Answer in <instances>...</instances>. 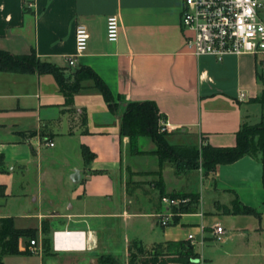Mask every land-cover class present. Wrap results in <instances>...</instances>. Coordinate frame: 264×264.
I'll return each mask as SVG.
<instances>
[{"label": "crops", "instance_id": "obj_1", "mask_svg": "<svg viewBox=\"0 0 264 264\" xmlns=\"http://www.w3.org/2000/svg\"><path fill=\"white\" fill-rule=\"evenodd\" d=\"M181 7L182 0H0V49L12 54L34 49L41 60L71 73L88 67L114 96L154 101L164 114L170 144L232 146L243 123L264 121V53L221 59L193 55L185 45ZM109 15L119 20L115 41L105 34ZM260 18L264 20V7ZM78 23L86 25L90 36L85 52L69 66L66 58L75 51ZM81 85L67 97L50 73L0 70V154L6 169L0 171L5 192L0 217L11 216L16 227H34L41 244L43 223L47 236L83 232L80 248L54 249L51 243V254L27 255H38L40 264H96L101 255L127 262L133 239L151 249L194 233L197 240L203 237L196 243L200 264L225 255L236 260L252 256L264 264L259 159L245 154L208 172L199 167L175 174L171 162L159 164L154 154H126L129 137L119 131L121 112L108 108L92 80ZM148 144L153 147L149 137L138 138L139 149ZM83 146L92 153L89 161L83 158ZM158 169L166 195L184 191L201 196L198 209L180 213L175 224L172 219L160 223L158 213L168 208L160 196L154 203L139 198L140 203L129 187L130 178L145 175L144 181L158 190ZM75 171L79 176H73ZM235 197L260 216L206 214L207 208L230 206ZM215 222L226 230L222 241L204 229ZM22 240L20 248L28 251ZM22 255L4 254L3 263L18 264Z\"/></svg>", "mask_w": 264, "mask_h": 264}, {"label": "trees", "instance_id": "obj_2", "mask_svg": "<svg viewBox=\"0 0 264 264\" xmlns=\"http://www.w3.org/2000/svg\"><path fill=\"white\" fill-rule=\"evenodd\" d=\"M0 70L16 72H38L52 74L58 85L67 97L82 85V81L90 79L93 86L102 94L110 110H115L112 102L113 94L103 80L90 68L81 66L75 69L71 77L64 75V68L41 60L34 49L28 53L12 54L0 49ZM164 114L152 100L127 101V105L120 115L119 131L129 137V149L131 152H143L138 147V138L146 136L152 139L156 148L159 164L164 161L171 162L175 174L186 173L188 170L197 168L198 162L204 172L213 170L219 163L232 162L242 155L249 154L260 160L262 164V184H264V121L254 124L243 123L236 133L235 144L232 146H214L209 143L201 145H179L170 144L165 134L159 131L160 121ZM83 158L89 161L91 152L86 146L82 148ZM3 155L0 154V171H5ZM158 179L156 186L159 196L165 194L164 182L161 176V169L156 171ZM170 196H188L190 199L179 207H171L172 212L184 213L198 209L199 193H169ZM5 196L4 187L0 185V197ZM225 213L232 214H253L260 216V213L253 207L243 204L237 197L233 198L230 206L224 207ZM172 222H178V215L172 216ZM174 223V224H175ZM42 231L46 234L42 238V247L46 251L49 248L51 239L47 236L48 229L45 223L42 224ZM35 229L31 227H16L11 216L0 217V264L3 263L4 254H28L29 251L19 246L20 239L29 240L34 238ZM195 255L193 245L189 239L167 240L155 243L151 249H146L142 242L137 239L130 241L128 245V259L126 264H169L177 262L180 264H191V258ZM107 264L115 261L113 256L101 255Z\"/></svg>", "mask_w": 264, "mask_h": 264}, {"label": "built area", "instance_id": "obj_3", "mask_svg": "<svg viewBox=\"0 0 264 264\" xmlns=\"http://www.w3.org/2000/svg\"><path fill=\"white\" fill-rule=\"evenodd\" d=\"M28 4L31 6L33 2ZM262 7L264 0H182L180 23L184 31L186 47L193 55L210 54L217 59L228 54L264 53V20L260 18ZM105 34L109 41L118 38L119 20L116 15H109L106 18ZM89 36L85 24H76L75 51L66 58L69 66H75L77 58L85 52ZM49 144L53 143L49 142ZM160 200L168 207L164 213H158L162 225L168 224L171 220L173 216L171 207H179L188 201L185 196L166 194L162 195ZM57 232L59 231H54L52 234L54 249H60L55 243ZM211 232L217 241H222L226 234L225 228L218 222L213 223ZM76 237L77 241L83 242L80 238L81 234ZM187 239L191 243L203 242V237L197 240L194 233H189ZM27 249L29 252L38 253L42 252L43 248L36 238H32Z\"/></svg>", "mask_w": 264, "mask_h": 264}, {"label": "rangeland", "instance_id": "obj_4", "mask_svg": "<svg viewBox=\"0 0 264 264\" xmlns=\"http://www.w3.org/2000/svg\"><path fill=\"white\" fill-rule=\"evenodd\" d=\"M63 73H64V75H66V77H71V75H72L71 72H68V71H65V70H63ZM112 102H113V104L115 106V110L116 111H120L121 113L123 112L124 108L127 105V101L126 100H124L122 98H119L117 96H113ZM159 131L167 134L166 126L163 124L162 120L160 121ZM166 134H165V137H166ZM149 139H151V138H149ZM146 147H147V149H145L144 151L142 150L143 152H145L147 154L156 155L155 153H153V151L156 148L154 142H153V147L152 148H150L151 144H148ZM128 152H130L129 146L126 149V154ZM200 165H201V162L199 161L198 165H197L198 166L197 168H199ZM143 172L141 174H143ZM144 173H147V172H144ZM147 177L148 176L140 175V176H135V177L130 178L131 181H130L129 187L132 188V191L135 193L134 195L137 196L138 199L139 198H143L144 201L146 199H150V201L154 203L155 200L158 199L159 193H158V190H156V189H154L152 187V183L144 181ZM167 177H168V185H170L171 181H170L169 175H167ZM155 191H157V192H155ZM141 192L147 193V194L144 195L145 197L141 196V194H140ZM182 193H186V192L182 191ZM137 194H139V195H137ZM186 198L188 200L190 199L188 196H186ZM200 198H201V196L199 194V201L201 200ZM143 200L139 199L138 202H140V203H141V201L144 202ZM205 212H206V214H213V213L216 214V212H218V213L219 212H224L225 213V210H224V207H222V206L221 207H215V208H211L210 207V208H207L205 210ZM173 215H178L179 216V213L173 212ZM251 215H253V214H251ZM172 223L174 224L175 222H172ZM212 225L213 224H211L210 226L204 227V229L210 230V229H212ZM32 228L35 229L34 227H32ZM35 231H36V229H35ZM36 237H37V231L34 234V238H36ZM48 237H49V239H51V243H52V236H51L50 233H49ZM23 240L25 242H28V238L23 239ZM51 243L49 245V248L46 251H44L42 249V251H44L46 254H51V252L53 251L52 248H51L52 247ZM196 243L197 242L192 243L194 251H195V255L191 258V264H200V261L202 259L201 258V254L199 252H197V250H196L197 249L196 248V246H197ZM228 246H229L230 250H234L232 242H230ZM232 252L234 253V251H232ZM236 258L237 257H231V256H226V255L225 256H220V257L219 256L218 257L215 256L213 264H257V262H258L257 258L256 257H252V256H245L244 255L242 257H239L240 258L239 260H236ZM18 259H19V260H17L18 264H40V258L38 257V255H27V254H24V255L20 256ZM58 259H60V258H58ZM114 259H115V261L112 262L111 264H126V261H124L121 257H114ZM9 262L11 263L13 261L11 260ZM96 264H107V263L104 262L103 259H101V260L98 259Z\"/></svg>", "mask_w": 264, "mask_h": 264}, {"label": "bare ground", "instance_id": "obj_5", "mask_svg": "<svg viewBox=\"0 0 264 264\" xmlns=\"http://www.w3.org/2000/svg\"><path fill=\"white\" fill-rule=\"evenodd\" d=\"M81 234V239L83 240L82 233ZM79 233H74V232H69L67 233L66 231L57 232L56 234V246L57 248L64 249V248H72V247H82L83 242L82 241H77L76 235H80ZM91 235V234H90Z\"/></svg>", "mask_w": 264, "mask_h": 264}, {"label": "water", "instance_id": "obj_6", "mask_svg": "<svg viewBox=\"0 0 264 264\" xmlns=\"http://www.w3.org/2000/svg\"><path fill=\"white\" fill-rule=\"evenodd\" d=\"M76 175L79 176V173L75 171L73 176H76ZM72 179L74 180L73 177H72ZM74 181H75V180H74Z\"/></svg>", "mask_w": 264, "mask_h": 264}]
</instances>
